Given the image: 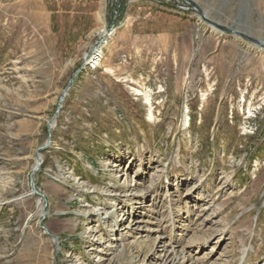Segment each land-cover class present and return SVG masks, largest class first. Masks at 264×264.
<instances>
[{"label": "rangeland", "instance_id": "1", "mask_svg": "<svg viewBox=\"0 0 264 264\" xmlns=\"http://www.w3.org/2000/svg\"><path fill=\"white\" fill-rule=\"evenodd\" d=\"M191 1L264 43V0ZM262 50L184 0H0V264H264Z\"/></svg>", "mask_w": 264, "mask_h": 264}, {"label": "water", "instance_id": "2", "mask_svg": "<svg viewBox=\"0 0 264 264\" xmlns=\"http://www.w3.org/2000/svg\"><path fill=\"white\" fill-rule=\"evenodd\" d=\"M184 1H185L188 5L191 6V9H193V11H195V12L198 14L200 20H201L203 23L207 24V25L210 26V27H213V28H214L215 30H217V31L225 32V33H230V34L235 35V36H242V37H245V38H247L250 42H252L253 44H255L257 47L262 48V49L264 50V43H263L261 40L253 39V38L248 37V36H246V35H244V34H242V33H240V32L237 33V31L231 29L230 27H226V26H224V25H222V24H220V23H218V22H216V21H213V20L207 18V17L205 16V14L201 11V9H200V8H199V7L193 2V1H191V0H184ZM85 62H86V61H85ZM68 88H69V87H68ZM64 95H65V93H63V96H64ZM63 96H62V97H63ZM38 165H39V164H38ZM38 165L36 166V169L38 168ZM36 169H35V170H36ZM31 189H33L34 193H36V192H35V188H34V186H33L32 184H31ZM36 194H37V193H36ZM53 239L56 240V238H54V237H53Z\"/></svg>", "mask_w": 264, "mask_h": 264}, {"label": "bare ground", "instance_id": "3", "mask_svg": "<svg viewBox=\"0 0 264 264\" xmlns=\"http://www.w3.org/2000/svg\"><path fill=\"white\" fill-rule=\"evenodd\" d=\"M101 21H103L102 19H101ZM213 28V27H212ZM100 32L101 33H103V35L105 34V35H108V30L107 29H105L103 26H102V29L100 30ZM263 51V50H262ZM88 61H89V59H87ZM87 61V62H88ZM93 61V63L95 64L94 65V67L95 66H99L100 65V56H96V58H94V59H92L91 60V62ZM86 62V63H87ZM65 92H67V91H65ZM64 92V93H65ZM136 95L137 96H141V97H143V100H144V102H146L147 104H149V95H148V92H142L141 90H136ZM65 96V95H64ZM149 113H151V112H149ZM150 118H152V115L150 114V116H149ZM53 123V122H52ZM52 126V125H51ZM53 127V126H52ZM39 156V155H38ZM41 162V161H40ZM39 163H38V160H36V162L33 164V167H32V169H31V173H32V175L37 171V169H36V166L38 165ZM36 169V170H35ZM124 171V170H123ZM121 172H122V169H121ZM33 190V189H32ZM33 193H34V191H33ZM35 194V193H34ZM112 212H115L114 213V215L112 216V217H110V218H116V220H118L119 218H120V216H121V212L119 213H117V211L114 209ZM44 214L42 213V211H41V216H43ZM109 217V216H108ZM75 225H76V222L75 221H71L68 225H66V226H68L69 228H74L75 227ZM113 227L114 226H112L111 227V229H112V231H113ZM93 230H94V228H92ZM111 229H110V231H111ZM92 231H90V233H91ZM94 232L95 233H98L96 230H94ZM117 233V232H116ZM90 236V238H89V244L90 243H92L93 241H91L92 239L93 240H95V238H96V234L94 235V233L92 232V234L91 235H89ZM52 241L54 242V243H57V240H54L53 238H52ZM92 248H94V245H92ZM94 256V255H93ZM92 260H93V257H92ZM94 260L95 261H97V258H94Z\"/></svg>", "mask_w": 264, "mask_h": 264}]
</instances>
